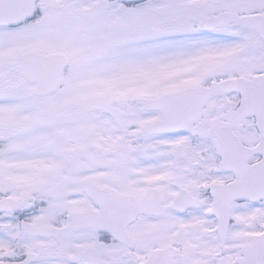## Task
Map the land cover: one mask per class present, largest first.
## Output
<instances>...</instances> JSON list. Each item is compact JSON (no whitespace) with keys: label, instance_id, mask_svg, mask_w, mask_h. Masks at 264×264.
Masks as SVG:
<instances>
[{"label":"snow or ice","instance_id":"snow-or-ice-1","mask_svg":"<svg viewBox=\"0 0 264 264\" xmlns=\"http://www.w3.org/2000/svg\"><path fill=\"white\" fill-rule=\"evenodd\" d=\"M0 264H264V0H0Z\"/></svg>","mask_w":264,"mask_h":264}]
</instances>
